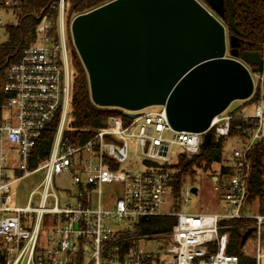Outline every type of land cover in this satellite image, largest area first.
<instances>
[{
	"label": "built area",
	"instance_id": "2783aa9c",
	"mask_svg": "<svg viewBox=\"0 0 264 264\" xmlns=\"http://www.w3.org/2000/svg\"><path fill=\"white\" fill-rule=\"evenodd\" d=\"M22 3L0 0V27L17 23ZM70 7V0H58L51 5L54 14L42 12L35 38L5 68L0 112V264H239V256L228 252L229 229L237 220L254 227L252 256L262 264L264 213L254 207L259 200L249 204L248 197L253 170L249 154L264 141V71L252 72L247 65L254 81L249 99L259 94L253 114L225 110L207 130L195 132L174 129L164 105L130 112L135 117L123 109L107 125L83 129L92 132L85 142L74 141L71 133L79 129L73 126L77 69L71 23L76 14H70ZM261 53L264 57V50ZM238 116L245 124L236 126L237 134L232 135ZM56 117L50 155L30 168L42 130ZM207 134L215 141L239 138L237 147L223 149L226 172L212 175L223 205L215 212L183 213L180 207L190 200L192 189L186 190L181 178L176 196L178 170L170 165L182 155L199 156ZM7 143L15 160L5 152ZM34 173H41L42 179L28 203L11 206V185ZM64 174L73 187L56 185L55 179ZM162 215L176 216L177 222L164 250L151 251L141 243L152 242L157 234H140L135 224Z\"/></svg>",
	"mask_w": 264,
	"mask_h": 264
},
{
	"label": "water",
	"instance_id": "95a60500",
	"mask_svg": "<svg viewBox=\"0 0 264 264\" xmlns=\"http://www.w3.org/2000/svg\"><path fill=\"white\" fill-rule=\"evenodd\" d=\"M225 3L239 33L232 0H111L76 15L71 34L92 101L130 117L164 105L174 129L207 130L234 100L251 97L247 65L264 71L262 53L241 51V38L220 20ZM253 231L243 233L242 247Z\"/></svg>",
	"mask_w": 264,
	"mask_h": 264
},
{
	"label": "trees",
	"instance_id": "16d2710c",
	"mask_svg": "<svg viewBox=\"0 0 264 264\" xmlns=\"http://www.w3.org/2000/svg\"><path fill=\"white\" fill-rule=\"evenodd\" d=\"M58 0H23L18 10V21L16 24L5 25L9 39L0 47V112L5 94L3 85L5 81L6 66L19 58L21 48L29 44L35 38V30L38 24V17L43 12L55 13L51 10V5ZM70 14H81L103 5L111 0H70ZM203 1V0H201ZM234 2V21L239 33L230 27V10L227 3L224 6V13L219 16L225 24L229 34H237L241 42V51H260L264 49V0H232ZM74 65L78 71L75 80V93L73 99V126L79 131L71 133L73 140L85 142L91 137L92 132L83 129H93L108 124L111 117L122 115L123 109L117 107H101L96 105L91 99L89 79L87 71L78 56L73 53ZM259 94H255L251 101H256ZM245 124L240 116L233 119L232 135L237 134L236 126ZM58 127V118H54L42 130L31 155L30 168H35L39 162L47 158L53 147L56 130ZM227 140L221 139L215 141L211 136L208 145L203 146V152L194 159H187L182 155L176 164L170 165L178 171L177 181L174 183L175 194L179 196L181 189V175L188 170L190 163L199 160V165L205 170H211L212 175L225 173L223 166V149ZM250 158L253 165L250 179L248 203L254 204L257 200L261 202L259 211L264 213V141L259 142L250 152ZM204 161V164H203ZM115 168L116 166H112ZM177 222V217L173 215L152 216L140 219L135 224V231L140 234L158 236L168 235ZM247 221L237 220L232 222L229 229L230 239L228 252L239 256V264H257L256 258L247 255L241 246L243 233L247 230ZM264 240V232H263Z\"/></svg>",
	"mask_w": 264,
	"mask_h": 264
},
{
	"label": "rangeland",
	"instance_id": "374dc122",
	"mask_svg": "<svg viewBox=\"0 0 264 264\" xmlns=\"http://www.w3.org/2000/svg\"><path fill=\"white\" fill-rule=\"evenodd\" d=\"M8 39H9V35L6 32L5 27L4 26L0 27V47ZM72 46H73V53L77 52L74 43L72 44ZM262 94L264 96V86L262 88ZM261 103L264 108V99L262 100ZM256 104L257 103L255 101H251L249 99L234 100L226 109V112H233L235 114H253L255 112ZM238 145H239V138L232 137L227 140L225 146L226 148L231 149L237 147ZM10 148L11 145L7 143L5 145V152L8 153L10 158L15 160V152ZM178 149L179 147L176 149V151H179ZM175 157L176 156L174 155V158ZM10 177L14 178L15 175L10 174ZM181 178H183L185 182L184 188L186 190L188 189L191 191L193 187L198 188V192L197 193L191 192L189 194L190 200L187 202H183V204L181 205L180 210L183 213L198 214V213H210L221 210V207L223 205V202L220 198L221 192L215 188L216 185L212 179L211 170H205L203 166H200L199 160L196 161L193 160L190 163L188 170L182 173ZM41 179H42L41 173H34L14 182L11 185V192H10V195L12 197L11 206H25L28 203V197L30 192L33 191L39 185ZM55 183L57 186L60 185V186L73 187L70 176L66 174L57 177L55 179ZM104 193L109 194L110 189L108 187H105ZM37 204H38V195H36L35 200L33 202L34 206ZM260 206H261V202L259 201V205H255L254 207L255 209H258ZM165 209H167V206H165ZM8 214H12V213H4L2 216ZM251 238L252 236L249 237L245 245V248L243 250L244 253L246 254L248 253L247 255H253L255 252V244L254 245L252 244ZM167 240H168V235H162V236L156 235L155 237L152 238V242L149 240H144L141 244L151 251L161 252L162 250H164ZM262 264H264L263 261Z\"/></svg>",
	"mask_w": 264,
	"mask_h": 264
}]
</instances>
